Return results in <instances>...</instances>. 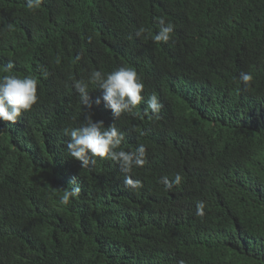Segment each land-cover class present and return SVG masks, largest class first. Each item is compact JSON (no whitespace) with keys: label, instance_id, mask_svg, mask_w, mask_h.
Returning a JSON list of instances; mask_svg holds the SVG:
<instances>
[{"label":"trees","instance_id":"16d2710c","mask_svg":"<svg viewBox=\"0 0 264 264\" xmlns=\"http://www.w3.org/2000/svg\"><path fill=\"white\" fill-rule=\"evenodd\" d=\"M159 18L175 26L169 42L136 36L155 35ZM263 45L264 0H43L35 12L0 0V69L12 62L11 74L36 77L39 96L17 123L0 120V264H264ZM122 65L142 77L145 101L114 120L90 84L85 108L74 81ZM152 94L159 119L143 113ZM204 99L205 119L190 108ZM88 114L114 124L124 150L167 138L176 165L164 176L161 150L146 149L131 172L138 191L111 160L81 168L64 129ZM74 177L81 193L62 205Z\"/></svg>","mask_w":264,"mask_h":264},{"label":"clouds","instance_id":"9594fccd","mask_svg":"<svg viewBox=\"0 0 264 264\" xmlns=\"http://www.w3.org/2000/svg\"><path fill=\"white\" fill-rule=\"evenodd\" d=\"M42 3L43 0H26V8L35 12L41 7ZM174 27L171 22L166 21L164 18H159V30L155 35H152L149 29L140 27L136 31V36L151 37L154 42L167 43L173 38ZM8 28L11 29V25ZM256 57L257 60L264 62V45L259 47ZM56 62H60L59 58H57ZM13 68V63L9 62L3 69H0V71L5 73L0 75V120L15 124L23 113L30 111L38 103L39 96L37 94V78L33 75L19 76L11 74ZM238 79L247 88L253 81V76L251 73L242 72ZM90 84L97 85L102 90V96L97 97L95 103L100 104L102 100L105 107L111 110L114 120L124 113H133V110L145 101L143 95L145 84L142 77L137 73L135 68L127 65H122L116 70L107 73L101 70H94L89 74L87 80L80 79L74 81V87L79 94L80 103L88 109L91 108V98L89 96ZM162 107L163 105L158 96L152 94L146 101L143 113L146 116L150 113V118L159 119ZM190 108L203 119L207 118L210 114L209 103L205 99L203 102H196ZM136 115H139V113L137 112ZM238 130L249 132V129L242 126H238ZM64 134L70 137L66 143L67 154L79 161L81 168H88L90 164H94L95 157L111 160L117 169L120 168L126 174L124 185L132 191H138L143 187L142 181L134 179L131 172L134 169L145 167L147 163L146 149L155 153L157 149L161 150L162 155H158V157L166 163L160 170L164 176L165 170L171 169L176 165V163L171 162L172 150L167 145V138L151 137V142L148 146L140 142L124 150L121 148L124 137L117 127L114 124L105 127L103 121H94L91 114L87 115L84 123L80 126L65 128ZM180 180L181 177L177 174L175 182L179 183ZM158 182L164 185L163 177L159 178ZM165 185H171L174 188L172 180H169ZM80 193L81 188L76 182V177H74L69 187L64 188L59 201L62 205H68L73 199L78 198ZM197 196L195 194V197ZM196 208V214L203 216L205 203L198 201ZM206 228L213 233L212 238L208 242L216 247H225L220 231L211 227Z\"/></svg>","mask_w":264,"mask_h":264}]
</instances>
